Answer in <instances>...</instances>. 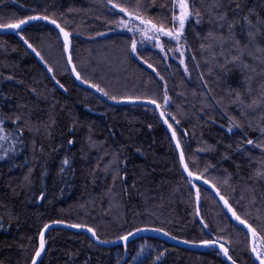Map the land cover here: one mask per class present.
<instances>
[{"label": "trees", "instance_id": "obj_1", "mask_svg": "<svg viewBox=\"0 0 264 264\" xmlns=\"http://www.w3.org/2000/svg\"><path fill=\"white\" fill-rule=\"evenodd\" d=\"M143 2L149 17L159 11L151 8L153 0ZM155 2L159 5L164 0ZM222 2L227 6L228 22L233 23L234 39L229 38L227 24L221 28L217 22L209 23L205 12L200 25L193 19L186 26L185 65H180L178 52L167 53L165 59V53L150 44L140 47L139 58L132 56L131 34L116 30L113 21L117 17L111 15L107 0H0V17L5 19L30 15L56 19L70 33L73 63L85 79L118 98H140L136 103H116L73 79L61 39L45 22H31L20 35L41 53L53 73L19 35H0V116L8 131L24 127L26 121L31 124V131L24 130L23 144L11 139L6 147L16 151L0 160V264H31L40 230L55 220L87 224L106 241L137 228H161L171 237L195 244L223 237L230 242L225 246L236 264H251L244 232L234 230L237 222L202 180L193 181L202 193L201 215H195L194 190L190 194V185L184 182L186 173L181 179L171 132L156 106L146 103L155 98L161 110L176 116L179 126L170 116L166 118L177 129L186 157L197 159L201 171L206 164L214 165L207 175L217 178L234 208L241 214L251 213L253 223H258L257 215L264 220V181L253 178L264 155L246 143L248 139L264 141L258 129L249 127L264 126V61L256 51L264 48V26L250 42L248 26L241 19L250 12L253 24L264 19V0ZM212 3L196 0L202 10ZM235 3L241 5L239 14L233 11ZM209 31L215 40L204 39ZM236 41L245 49L242 56L236 51ZM174 46V42L166 45ZM233 56L240 59L233 62ZM165 91L170 98L167 104ZM17 115L22 119L13 125ZM231 121L241 127L232 126ZM65 157L71 168L60 173ZM116 157L123 180L114 182ZM110 161L112 166L105 171ZM29 169L31 186L24 181ZM225 177H230V186L223 185ZM249 186L255 188L254 193ZM41 189L46 192L44 200L38 199ZM253 194L254 206L250 204ZM45 239L44 264H126L142 246L141 259L146 257V264H230L212 247L186 250L155 239L135 240L126 244L127 251L125 245L100 247L84 233L63 229L47 231ZM161 252L164 255L156 261Z\"/></svg>", "mask_w": 264, "mask_h": 264}, {"label": "snow or ice", "instance_id": "obj_2", "mask_svg": "<svg viewBox=\"0 0 264 264\" xmlns=\"http://www.w3.org/2000/svg\"><path fill=\"white\" fill-rule=\"evenodd\" d=\"M232 3L235 2V0H231ZM107 4L110 6V12L113 17H117L113 21V24L116 28L125 31L127 33H131L130 37V53L132 56H137V53L140 51V47L144 44H150L154 48L159 49L160 52L165 53V59H168L167 53L169 52H178L180 54L179 63L180 65H185V45L187 43V32L188 27L191 26L192 20H195L196 25H200L204 20L205 12H207V15L209 16V23L217 22L219 23V26L221 28L224 27L225 24H227V28L229 31V38L234 39L231 37V31L233 29V23L228 22V12H227V6H225L222 2V0H213V3L209 9L202 10L201 8L197 7L196 0H164L163 3H160L159 5L156 4L155 0H153V3L151 4V8L155 10L157 7L159 8V11L155 13V15L149 17L146 15V9L144 7L143 0H135V3H132V0H107ZM230 6V5H229ZM241 9V5L239 3H235V7L233 11H237ZM237 14L238 11H237ZM252 13L244 15L241 17L243 19L244 23L248 26V38L249 41L252 42L255 39L256 33L260 31V26H264V19H257L256 24H253L251 20L249 19V16ZM125 17L127 19H125ZM46 21L49 24L55 25L57 29H59V34L63 38V53L67 55V64L72 67V73L75 76V79L77 81H80L82 84H86L89 88L95 89L96 92L100 93L101 95L108 97L110 100L116 102V103H136L140 98H132V97H123L118 98L115 95H111L108 91L105 90V88L101 87L99 83L90 82L89 80L85 79L80 71L77 70L76 65L73 63V46L70 39V33L65 30L64 27H62L59 23H57V20L48 16V15H30L27 17H24L22 19H15L12 17H9L7 19L0 17V30H12L17 35H19L20 39L24 42V44L27 45L29 49L32 50L33 53L37 57L40 58L42 63L44 62V58L41 55L39 51L33 46L32 43L29 42L28 39H26L23 35H20V33L24 30V26L28 25L32 21ZM253 29L255 31H253ZM97 35H104V33H97ZM137 36L140 37V39H137ZM164 38H167V40H164ZM204 39L207 40H215L216 37L212 31H209V33L204 37ZM224 36H220V43L221 46H223L224 43ZM174 42V47H166L167 44H170ZM246 47V46H245ZM204 48V45H201V49ZM147 50V49H146ZM190 50V49H188ZM244 50L239 47V41H236V51L240 53V56L244 54ZM256 51L261 54L259 57L264 61V48H257ZM251 55V53H249ZM240 56H233L232 61L235 62L240 59ZM137 58H139L137 56ZM257 58V57H254ZM195 59V57H193ZM45 67L47 68V71L49 73H53L54 69L52 67H49L47 63H45ZM147 67L152 69L153 72H156V69L153 67L152 63H147ZM244 67H248L247 64L244 65ZM185 72H187V67H185ZM157 76H159V73H156ZM54 80L56 79L55 75L52 77ZM8 79H11V77H8ZM160 79H163V77H160ZM57 84H59V81H57ZM206 86V85H205ZM60 87L63 88V85L60 84ZM166 88V86H165ZM164 101L167 104L169 101V96L167 95V92L165 91L164 94ZM237 101L241 104H243V100L241 99L240 95L237 94L236 97ZM147 104H153L156 106L155 110L159 111L160 113V119L163 121L165 125H167V129L169 132H171V141L175 144V150L179 154V165L182 169L181 172V179L184 180V174H187V179L184 180L186 185H190V194H192V190H194V201L197 205L195 209V215L200 216V210L199 205L202 198L201 193V186H198L193 181H201L203 185H207L208 188L211 189L212 192L215 193V196L219 197V201L223 203L224 208L227 209L228 213L231 214V219L233 221L237 222V226H234V230L238 232H244L245 241L247 244V251L249 252L251 259V264H264V220H261L260 215H257L255 218L258 223H253L252 220L249 219L251 213L245 211L243 214L239 212L237 208H234L233 205L230 203V199L223 194L221 190V185L216 177H209L207 174L209 173V169H213L214 165L212 164H206L203 168V170H200V164L199 161L195 158L189 160L184 151V146L181 144V139L177 134V129L173 127L171 123H169V120L166 118L168 116L171 117V119L176 123L177 126H179L180 121L176 118L175 115H173L170 112H165L161 110L162 106L157 103V100L155 98H148L146 100ZM246 107H251V105H248ZM244 115V113H241ZM22 117L20 115L15 116L14 119H12L11 123L13 125L17 124V121H20ZM261 120H264V115L261 116ZM54 123V121H53ZM232 126L240 128L241 125L236 123L235 121H231ZM5 125V118L0 116V141L7 142L10 138L14 141L16 144H23V133L25 128H27L28 131H31V124L30 121H26L24 127H16L12 131H8ZM48 127H51L49 125ZM250 129L252 130H259L261 135H264V126L256 125L255 128L251 124H249ZM230 132L232 131V127L230 126L228 129ZM186 135V133H185ZM69 145H72L74 143L73 140L69 139L67 141ZM243 143V142H242ZM248 145H252L253 147L260 148L262 155H264V141L254 142L252 139H248L246 141ZM35 145V142L33 141V146ZM238 148H242V145H238ZM16 151L15 147H3L0 148V160H4L6 158H9V153H14ZM139 151V150H138ZM198 151H204V149H198ZM227 158V157H225ZM117 164L116 167V175L113 176V180L117 178H120L123 180V177H120V169H119V158L116 157ZM112 166V162H109V166L106 167L105 171H108V168ZM71 168L70 160L65 157L61 162L60 167V173H64L67 169ZM31 174L32 170L29 169L28 173L24 177V181L28 186H31ZM254 182L255 180L264 181V159H262L259 162V167L257 170L253 173ZM230 177H225L223 180L224 186H230L229 184ZM115 186V185H113ZM251 193L255 192V188L252 186H249ZM111 191V189H109ZM233 192H235V189H232ZM46 198V192L41 189L40 195L38 197L39 200H44ZM246 197L245 195H241V200H244ZM239 204V201H237ZM250 204L253 206L255 205V195H251L250 198ZM259 211V210H258ZM53 224H64V221L61 220H55L52 221ZM200 223L203 225L205 229L209 228V225L203 220H200ZM66 227L73 228V229H84L88 233H91L92 237L96 239L99 243H115V241H106V240H100L99 236L97 235V231L93 228L88 226L87 224L82 223H72V224H66ZM238 226H243L242 228ZM49 228V224H45L44 228L40 230L39 233V245L34 250V255L31 257V264H44L43 261V254L46 253L48 250L46 248V239H45V230ZM148 229H141L137 228L135 229V232H141V231H147ZM156 232H163L165 236H168L169 233L166 231H163L161 228H155L152 229ZM246 230V231H244ZM135 233L132 231L127 232L124 235H121L118 237L119 240L125 242V251H127L126 242L128 241L129 237L133 236ZM172 239H176L175 236L171 237ZM183 243H191L190 241H182ZM230 243L228 240H225L223 237H218L216 239H205L200 241V244L203 246H212L216 245L219 247V253L223 254L224 257L227 258L228 261L231 262V264H236V260L233 259L232 255H230V248L226 247L225 245ZM164 253H159L155 260L158 261L161 256H163ZM144 256L143 252V246L141 247V250L138 251L134 256L131 258V262H126V264H132V262H135V264H146V257L144 259H141V257Z\"/></svg>", "mask_w": 264, "mask_h": 264}, {"label": "water", "instance_id": "obj_3", "mask_svg": "<svg viewBox=\"0 0 264 264\" xmlns=\"http://www.w3.org/2000/svg\"><path fill=\"white\" fill-rule=\"evenodd\" d=\"M40 21L49 24L46 21H43V20H40ZM32 22H34V21H32ZM49 25H51L56 30V32L58 33V35H59V37L61 39V42L63 44V38L59 34V29H57L55 27V25H52V24H49ZM26 26H24V28ZM5 34H15V32L12 31V30H0V35H5ZM34 56L38 60V57L35 54H34ZM65 58H66V61H67V55L66 54H65ZM68 67H69V70L71 72V75H72L73 79H75V76L72 73V67L70 65H68ZM65 225H66L65 223L64 224H53V223H49V228L47 230H45V234H46L47 231H49L51 229H63V230L71 231V232H81V233H84L94 244H96V245H98L100 247L112 248V247H116V246H119V245H123V246L125 245V242L124 241H121L119 239L114 240L115 243H99L96 239H94L92 237L91 233H88L86 230H84V229H73V228L66 227ZM142 229H145V228H142ZM146 229H148V230L147 231H141V232H135V231H133L135 234L133 236L129 237V239L126 242V244L131 243V242H133L135 240H138V239L147 238V239L159 240V241H161V242H163V243H165V244H167L169 246L177 247V248H183V249H186V250H198V249H202V248H206V247H212L215 250L219 251V247L216 246V245L203 246L200 243H197V244H195V243H187V244H185V243L182 242V240L172 239L171 236H169V235L168 236H165L163 234V232L153 231L152 228H146ZM38 245H39V238H38ZM220 254H221L222 257H224L222 253H220ZM43 257H44V254H43ZM224 258L227 259L226 257H224ZM229 263L231 264L230 261H229ZM120 264H122V263H120Z\"/></svg>", "mask_w": 264, "mask_h": 264}, {"label": "rangeland", "instance_id": "obj_4", "mask_svg": "<svg viewBox=\"0 0 264 264\" xmlns=\"http://www.w3.org/2000/svg\"><path fill=\"white\" fill-rule=\"evenodd\" d=\"M125 19H127V18L125 17ZM116 30H117L118 32H120V33H127V32H125V31H122V30L118 29V28H116ZM129 34H131V33H129ZM137 39L139 40L140 37L137 36ZM145 45H146V44H144V45H142V46H145ZM10 142H11V138H10L7 142L0 141V148L6 147V144H8V146H9V143H10ZM0 154H2V152H0Z\"/></svg>", "mask_w": 264, "mask_h": 264}]
</instances>
